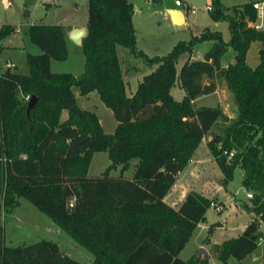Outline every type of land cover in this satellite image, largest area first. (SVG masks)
Segmentation results:
<instances>
[{"label":"trees","instance_id":"1","mask_svg":"<svg viewBox=\"0 0 264 264\" xmlns=\"http://www.w3.org/2000/svg\"><path fill=\"white\" fill-rule=\"evenodd\" d=\"M253 2L227 7L211 0V17L228 22L227 41L220 31L204 27L166 54L149 56L136 47L129 0H88L80 74L50 68L52 60L67 57L66 27L30 24L26 32L41 52L26 54L28 74L10 67L0 71L3 210L11 212L19 198H26L93 254L89 264H210L209 256L183 260L179 254L212 201L195 190L177 207L164 197L200 142L222 122L207 147L224 186L234 169L243 170L241 184L252 197L237 204L251 217L238 236L211 249L218 264H228L231 256L245 258L263 238L259 228L264 220V29L251 25L256 19ZM14 31L1 24L0 39ZM205 40L212 45L203 59H192L194 45ZM254 41L261 47L259 62L251 67L246 54ZM118 46L149 69L132 94L126 93ZM228 47L233 62L222 66ZM183 54L189 56L178 69ZM219 80L232 94L238 110L234 118L219 105H194L197 97L213 93ZM176 83L184 91L179 100L171 93ZM74 87L80 95L97 91L117 122L113 132L103 130L94 110L78 105ZM26 95L35 97L30 107ZM226 150L233 156L228 158ZM100 151L107 152L110 164L91 175L92 156ZM134 158L133 173L127 176ZM118 166L119 174H112ZM0 264L83 263L53 240L8 246L0 222Z\"/></svg>","mask_w":264,"mask_h":264},{"label":"rangeland","instance_id":"2","mask_svg":"<svg viewBox=\"0 0 264 264\" xmlns=\"http://www.w3.org/2000/svg\"><path fill=\"white\" fill-rule=\"evenodd\" d=\"M133 6V23L137 36L136 47L146 52L149 56L163 55L171 50L180 40H188L192 35H197L204 27L210 30H220L222 37L228 40L230 31L227 20H214L211 17V11L207 10L211 6V0H129ZM224 6L231 7L251 0H220ZM264 1V0H252ZM188 5L189 12L185 16L186 22L183 24H174L171 19V13L168 9L180 6V10L185 12ZM195 8L196 13L191 10ZM88 16V0H9L5 3L0 0V25L9 23L15 25L17 31L0 39L3 43L0 50V69L12 66L14 70L22 74H28L29 68L26 63V54L39 52V46L33 43L26 30L30 23L34 21H43L45 23H62L75 24L77 26H85ZM177 23V22H176ZM67 50L68 54L64 60H52V64L61 65V69L54 72H71L80 74L84 68V54L79 44L75 43L69 36ZM259 41L253 42L249 46L246 59L250 64H255L259 60ZM210 44L208 40L198 42L192 50V57L202 59L203 51ZM119 52L128 49L118 46ZM129 51V50H128ZM131 55V54H130ZM234 51L228 47L226 53L222 57V63L227 65L233 62ZM189 55L180 56L177 67L187 59ZM141 76L131 77L126 83V93L130 94L136 88L137 80ZM126 80V79H124ZM76 89L77 94L78 88ZM173 97L177 100L184 95L183 89L176 83L171 88ZM223 97V93L219 92L209 98H203L196 103L210 104L215 106L217 101ZM78 103L82 107H89L94 110L101 119L102 128L105 132H113L116 126V120L110 108L105 106L99 98L97 92H93L91 96L80 97L78 94ZM219 122L206 135L198 147L195 149L191 157L192 161L188 162L181 178L185 179V184L191 189L196 190L210 197L217 206L222 209L219 211L215 207H208L205 213V220L201 224H205L206 228L198 225L192 232L188 242L182 249L180 257L188 258L194 253H198L201 244L207 247L213 242H221L224 239L236 237L240 232L242 225L246 220V212H242L237 216L235 221L226 214V204H237V202H248L247 190L241 184L243 170L239 167L234 169L232 179L224 186L222 184V173L211 155L206 141H208L222 125ZM137 159L134 158L130 162L129 168L124 172L125 175L133 173L134 164ZM110 163L106 151L95 152L92 156L89 174H100ZM195 164L197 167L196 174H192L189 169ZM112 174H119V169L112 170ZM180 182V180L178 181ZM188 188V187H187ZM175 189V188H174ZM178 190H174L176 193ZM20 204L11 212L7 213L3 210L0 198V222L3 226L4 243L8 246H15L24 243H31L40 239L55 241L62 251L66 250L72 258L83 264L91 263L93 254L82 245L78 244L68 233L62 230L50 217L40 211L33 203L26 198H19ZM229 208V207H228ZM226 216V217H225ZM216 222L221 224L214 225ZM238 223L237 226H232ZM214 225L209 230L210 225ZM260 231L263 238L258 241L257 247L250 252L245 258L238 260L235 257L228 258V264H264V220L261 221ZM206 236L209 237L207 241ZM209 257L210 262H217L215 255L212 253ZM199 257H202L199 255Z\"/></svg>","mask_w":264,"mask_h":264},{"label":"crops","instance_id":"3","mask_svg":"<svg viewBox=\"0 0 264 264\" xmlns=\"http://www.w3.org/2000/svg\"><path fill=\"white\" fill-rule=\"evenodd\" d=\"M8 1L9 0H4V2L5 3H8ZM247 2V1H246ZM245 3V2H244ZM242 4V3H241ZM236 5H238V4H236ZM180 6H175V7H172V8H170V9H168V12H170L171 13V11L172 10H178L180 13H181V21L180 22H178V23H176V21H174V19H173V17H172V15H171V19L173 20V23L174 24H183V23H185L186 22V18H185V16L186 15H188V10H189V8H188V5H186V7H185V12H183V11H181L180 10V8H179ZM38 21H34V22H32V23H30V24H33V23H37ZM39 22H43V21H39ZM43 23H45V22H43ZM2 24H9V23H2ZM29 24V25H30ZM46 24H62V23H46ZM9 25H12V26H14L15 27V25H13V24H9ZM62 25H64V24H62ZM135 25V24H134ZM65 27H66V36L70 33V31H71V29L72 28H84L85 30H86V24H85V26H77V25H75V24H65L64 25ZM135 28H136V26H135ZM17 31V29H16V27H15V31L14 32H16ZM218 31H220V30H218ZM13 32V33H14ZM221 32V31H220ZM195 35V34H194ZM198 35V34H197ZM193 36V35H192ZM223 38V37H222ZM224 39V38H223ZM68 39L66 38V44L68 45V41H67ZM225 40V39H224ZM227 41V40H226ZM136 42H137V36H136ZM255 42V41H254ZM209 43L210 44H208L207 46H206V49L203 51V57H204V53L210 48V46L212 45V42L211 41H209ZM253 44V42L251 43V45ZM259 45V48H258V52H259V50H260V47H261V43L259 42L258 43ZM80 45V44H79ZM250 45V46H251ZM0 46H1V49H2V46H3V43L1 42L0 43ZM40 49V48H39ZM39 52H41V49L39 50ZM39 52H35V53H39ZM33 53V52H32ZM226 53V52H225ZM118 55H119V58H120V60H121V64H122V69H123V77H124V79H126L125 81L126 82H129V80H130V78L131 77H138V75L139 76H143V74H145V73H147L148 71H149V69L139 60V59H137V58H135L134 56H132V55H130V52L127 50V51H122V52H119V49H118ZM157 55V54H156ZM224 56V55H223ZM222 56V57H223ZM234 56V55H233ZM203 57H202V59H203ZM191 58L192 59H195V58H193L192 56H191ZM246 61H247V59H246ZM53 62V61H52ZM52 62L50 63V68L51 69H55V70H59V69H61V65H59V64H57V63H55V64H52ZM258 62H259V60H258ZM258 62L257 63H255V64H250L248 61H247V63L251 66V67H255L257 64H258ZM230 63V62H229ZM221 64H222V66H227V65H224L223 63H222V58H221ZM7 67H10V68H13L12 66H7ZM7 67H3V68H1L0 69V71L1 70H3V69H5V68H7ZM178 69L180 68V67H177ZM137 82H138V80H137ZM136 86H137V84H136ZM136 89V88H135ZM95 91V90H94ZM94 91H91V92H89L88 94H86V95H80L79 93V96L80 97H82V98H84V97H87L88 98V96H91V94H93V92ZM135 91V90H134ZM134 91H131L130 92V94H132ZM73 92H74V94H75V97H76V100H77V103H78V94H77V91H76V89H74L73 88ZM79 92V91H78ZM95 92H97V91H95ZM219 92H221V93H223V97H221L218 101H217V104L215 105V106H217V105H219L222 109H223V112L229 117V118H234L236 115H237V112H238V110H237V107H236V105H235V103L233 102V98H232V94H231V92L226 88V85H225V82H224V80H219V82H218V84H217V88H216V90L213 92V93H211V94H207V95H202V96H199V97H197L195 100H194V103H196L197 101H199V100H201V99H203V98H209V97H211V96H213V95H216V94H218ZM98 94V93H97ZM98 96H99V94H98ZM100 98V97H99ZM78 105H79V103H78ZM80 106V105H79ZM199 106H213V105H210V104H200ZM198 106V107H199ZM80 107H82V106H80ZM82 108H84V109H91V108H89V107H82ZM111 110V109H110ZM96 113V112H95ZM113 114V113H112ZM67 117V112L66 111H63L62 112V118L63 119H65ZM99 118V117H98ZM99 121H100V123H101V125H102V122H101V119L99 118ZM116 124H117V122H116ZM204 140H205V138H204ZM206 144H207V141H206ZM192 160L190 159V162H191ZM193 163H195V161H192ZM110 164V163H109ZM108 164V165H109ZM193 166H191L190 168L191 169H189L190 170V172L192 173V174H196V170H197V167H196V165L195 164H192ZM89 168H90V166H89ZM117 169H119V166L117 167ZM184 170H182L180 173H179V175H178V177H177V179H176V181H175V183H174V185L171 187V189H170V191L166 194V196L164 197V200L167 202V203H169L171 206H173V207H177L182 201H183V199L185 198V196L187 195V193L189 192V191H191V190H194V189H191L189 186H187L186 184H185V179L184 178H181L180 177V174H182V172H183ZM88 173H89V169H88ZM114 175H116V174H114ZM132 175V174H131ZM131 175H127V176H131ZM180 180V182H178ZM188 187V188H187ZM175 188V189H174ZM174 190H178L176 193H173V191ZM196 191V190H195ZM202 194V193H201ZM204 195V194H203ZM206 196V195H205ZM206 197H208V196H206ZM209 199H211L210 197H208ZM213 202V201H212ZM222 204H224L223 206L224 207H226L227 208V210H226V214L231 218V216H232V218H233V221H235V219H236V217L237 216H240V215H238V214H240L241 212H242V208H240L239 206H238V204H234L233 203V205H231V204H226V203H224V202H222ZM221 206V209H222V205H220ZM229 207V208H228ZM246 212V211H245ZM226 217V216H225ZM250 217H251V214H248L247 212H246V220H245V222H244V224L242 225V228H241V232L244 230V228H245V226L247 225V223L249 222V220H250ZM219 224H221L220 222H216V224L215 225H219ZM237 224L238 223H235V224H233L232 226L234 227V226H237ZM198 225H202V227L203 228H206V225L205 224H201V222L198 224ZM197 225V226H198ZM240 232V233H241ZM239 233V234H240ZM238 234V235H239ZM237 235V236H238ZM208 236H206L205 238H207ZM209 240V237L207 238V241ZM224 240H226V239H224ZM223 240V241H224ZM222 242V241H221ZM221 242H213V243H211L208 247L206 246V245H204V244H201L200 245V247H202V248H204L205 250H206V252H207V254L205 255V256H209V257H212L211 256V253H210V248H211V246L213 245V244H218V243H221ZM185 247V246H184ZM63 250V249H62ZM64 252L66 253V254H68L69 256H71V254L69 253V252H66V250H64ZM180 254H181V252H180ZM180 254H179V257H180ZM192 255H197V256H199V254L198 253H194V254H192ZM192 255H190L188 258H190ZM202 257H205L203 254H200ZM72 257V256H71ZM94 258V257H93ZM181 258V257H180ZM188 258H186V259H184V258H181V259H183V260H187ZM93 260V259H92ZM210 263H215V264H218L217 262H210Z\"/></svg>","mask_w":264,"mask_h":264},{"label":"built area","instance_id":"4","mask_svg":"<svg viewBox=\"0 0 264 264\" xmlns=\"http://www.w3.org/2000/svg\"><path fill=\"white\" fill-rule=\"evenodd\" d=\"M253 8L256 10V19L251 22V25L254 26L256 29H264V1H254L253 2ZM207 10H211V6L207 7ZM192 13H196V9L193 8L191 10ZM1 28V25H0ZM25 98L27 100L30 99V95H26ZM225 155H227L228 158L233 156V151H224ZM247 197L251 198L252 194L250 192H247ZM210 206L217 208V210H221V207L217 206L214 202L210 203ZM215 264V263H210Z\"/></svg>","mask_w":264,"mask_h":264},{"label":"water","instance_id":"5","mask_svg":"<svg viewBox=\"0 0 264 264\" xmlns=\"http://www.w3.org/2000/svg\"><path fill=\"white\" fill-rule=\"evenodd\" d=\"M171 15L177 23L181 21V13L178 10H172ZM86 30L84 28H72L69 36L70 38L77 44L81 43V38L85 35ZM35 97L31 96L29 99V107L34 103ZM198 254H203L204 256L207 254L206 250L204 248H200L198 251Z\"/></svg>","mask_w":264,"mask_h":264}]
</instances>
